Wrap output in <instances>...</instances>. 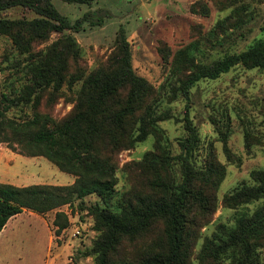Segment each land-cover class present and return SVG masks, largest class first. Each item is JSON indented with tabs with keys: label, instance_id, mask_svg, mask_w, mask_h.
I'll use <instances>...</instances> for the list:
<instances>
[{
	"label": "trees",
	"instance_id": "obj_1",
	"mask_svg": "<svg viewBox=\"0 0 264 264\" xmlns=\"http://www.w3.org/2000/svg\"><path fill=\"white\" fill-rule=\"evenodd\" d=\"M62 1L90 6L96 0ZM16 7L33 12L36 18H0V36L9 40L16 54L0 62V73L2 64L16 73L10 77L13 80L0 82V144L29 157H43L75 180L67 186L0 183V233L23 211L45 215L95 196L89 212L97 237L90 249L80 253L81 258L92 257L95 264H191L197 232L216 212V191L225 175L224 166L211 153L198 161L201 140L189 117L191 91L200 82L217 80L237 67L264 72V27L261 37L243 51L212 60H207L199 43H190L173 55L169 79L154 90L134 73L122 30L105 65L87 75L68 73L69 62L80 60L72 34L84 24L101 25L103 17L87 13L72 22L56 10L52 0H0V13ZM202 13L208 14L207 10ZM52 33L62 35L35 52L33 45L46 42ZM225 41L216 40V47ZM75 84L80 87L68 117L56 122L37 111L44 92L50 90L55 96L63 85L71 90ZM176 99L185 102L183 118L178 120L184 135L174 155L158 123L173 118L169 110H161L160 103ZM211 123L226 160L236 163L238 158L227 147L229 124L225 128L216 120ZM149 136L154 138L153 150L137 165L148 192L119 193L114 154L134 148ZM248 139L246 133L247 151ZM249 179L250 184L241 183L224 195L223 207L236 214L230 222H219L203 239L195 257L198 264H262L264 171H252ZM253 204L255 208L247 210ZM53 226L55 235H60L68 227L67 217L57 211ZM140 242L145 251L130 254Z\"/></svg>",
	"mask_w": 264,
	"mask_h": 264
},
{
	"label": "rangeland",
	"instance_id": "obj_2",
	"mask_svg": "<svg viewBox=\"0 0 264 264\" xmlns=\"http://www.w3.org/2000/svg\"><path fill=\"white\" fill-rule=\"evenodd\" d=\"M52 4L72 22L87 13L103 17L101 25L84 24L79 33L72 34L80 60L77 64L69 62V74L80 72L87 75L105 65L115 52L122 30L130 46L134 73L154 90L169 79L173 55L190 43H199L208 54L207 60H212L225 53L243 51L261 37L260 28L264 27V0H96L90 6L52 0ZM205 10L207 15L202 13ZM0 18L32 20L36 15L16 7L1 12ZM219 23H223L221 28ZM65 34L71 33L67 31ZM61 35L52 33L46 42L33 45L34 51L45 50ZM223 38L226 39L223 46L216 47V40L222 41ZM166 55L167 61L164 59ZM5 56L13 59L16 54L9 40L0 36V62ZM5 65H1L0 82L11 81L10 77L16 75ZM79 87L75 84L70 90L63 85L55 96L47 90L37 111L50 115L56 122L62 121L72 113ZM190 100L189 117L201 140L198 161L206 153H211L225 169L216 191V212L209 224L197 232L198 245L192 253L191 264H198L195 257L203 239L211 235L219 222H230L236 214L223 207L224 195L241 183L250 184L252 171H264V72L237 67L217 80L200 82L192 89ZM160 105L161 110L167 109L173 116L159 122L158 126L168 140L171 153L176 155L179 153L178 140L184 135L182 122L178 120L183 118L185 102L176 99L162 101ZM212 120L221 122L225 128L229 124L227 147L238 158L236 163L226 160ZM246 133L249 134L248 151L245 148ZM153 147L154 138L149 136L134 148L114 154L116 190L119 193L132 196L148 192L137 165ZM74 180V176L59 171L43 157H29L18 149L0 144V183L16 187L67 186ZM96 201L95 196H88L81 203L76 201L73 207L63 206L45 215L23 211L11 218L0 234V264H95L92 257L81 258L80 253L90 249L97 237L89 212ZM254 208V204L249 205L247 210ZM57 211L68 219V227L58 236L53 226ZM145 247L140 242L130 254L143 253ZM261 260L264 264V249L261 250Z\"/></svg>",
	"mask_w": 264,
	"mask_h": 264
},
{
	"label": "crops",
	"instance_id": "obj_3",
	"mask_svg": "<svg viewBox=\"0 0 264 264\" xmlns=\"http://www.w3.org/2000/svg\"><path fill=\"white\" fill-rule=\"evenodd\" d=\"M4 228H5V227H4ZM2 231H3V230H2ZM2 231H1V232H2ZM0 234H1V233H0Z\"/></svg>",
	"mask_w": 264,
	"mask_h": 264
}]
</instances>
